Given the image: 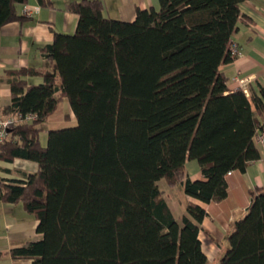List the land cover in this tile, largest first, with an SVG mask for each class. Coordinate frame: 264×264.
I'll return each mask as SVG.
<instances>
[{
  "label": "trees",
  "instance_id": "obj_1",
  "mask_svg": "<svg viewBox=\"0 0 264 264\" xmlns=\"http://www.w3.org/2000/svg\"><path fill=\"white\" fill-rule=\"evenodd\" d=\"M132 21L105 18L100 0H78L74 33H55L40 73L6 69L10 114H33L0 142V160L23 158L37 170L24 182L0 180V200L21 202L41 238L10 248L34 264H206L199 204L227 196L226 174L260 158L253 141L264 124V86L246 95L220 70L245 0H158ZM26 0H0V28ZM50 6V0H38ZM42 80L29 83L27 76ZM67 100L76 125L40 127ZM65 114L64 118H67ZM196 160L204 179L186 174ZM186 197L178 220L165 190ZM234 221L216 264H264V187ZM1 254V253H0Z\"/></svg>",
  "mask_w": 264,
  "mask_h": 264
},
{
  "label": "crops",
  "instance_id": "obj_2",
  "mask_svg": "<svg viewBox=\"0 0 264 264\" xmlns=\"http://www.w3.org/2000/svg\"><path fill=\"white\" fill-rule=\"evenodd\" d=\"M52 5L42 6L38 0H26L17 6L19 19L10 21L0 28V116L10 113L4 108L11 103V89L6 69L20 67L33 68L40 73L51 70L52 63L44 57L41 48L52 42L55 33L72 34L75 31L78 16L71 12L67 5L78 0H50ZM103 6L102 15L105 18L132 21L136 10L148 7L158 8V0H100ZM39 7L31 17L24 15L23 7ZM243 18L238 19L236 30L231 36L238 44L240 56L230 62L223 63L220 70L228 77V88L243 86L250 92L257 93L259 86H264V0H245L240 4ZM29 83L42 80L41 75L26 77ZM57 110V109H56ZM54 114V113H53ZM53 114L51 116H53ZM66 114L69 120L72 111ZM51 116L46 122H49ZM264 116H258L262 122ZM64 121L58 122L55 128L64 127ZM51 125V124H50ZM46 131V130H45ZM260 158L248 164L244 172L238 170L226 174L227 196L221 201L200 203L206 210V215L200 225L199 239L202 250L206 254V264H216L228 246V235L234 221L243 216L250 203L249 190L254 187H264V145H257ZM37 170L34 161L15 158L12 161L0 160V180L24 182L29 174ZM186 174L192 179H204L196 160L185 163ZM181 188V187H180ZM181 192L182 188H181ZM184 194V193H183ZM197 200L183 195L182 201H169L165 196L171 212H180L175 216L178 220L185 213L186 200ZM38 221L28 212L21 202L12 203L0 200V264H34L32 259H16L6 252L15 246H21L26 241L39 240L41 233L36 231Z\"/></svg>",
  "mask_w": 264,
  "mask_h": 264
},
{
  "label": "built area",
  "instance_id": "obj_3",
  "mask_svg": "<svg viewBox=\"0 0 264 264\" xmlns=\"http://www.w3.org/2000/svg\"><path fill=\"white\" fill-rule=\"evenodd\" d=\"M39 10V7H28L27 5H24L23 7V13L24 15L31 17L33 13H36ZM229 49L231 52V55L233 59L239 57L241 54L238 50V44L233 39L230 40ZM240 84L243 86L242 83H244V80L240 79ZM240 86V87H241ZM244 89V92L247 94L246 88L242 87ZM34 118L33 114H26L24 116L18 115V114H9L6 116H0V142L6 137L7 132L10 128L15 126L18 123H25L30 122ZM253 141L256 145H264V124H261L256 131L253 134ZM231 172H228L227 174H230Z\"/></svg>",
  "mask_w": 264,
  "mask_h": 264
},
{
  "label": "rangeland",
  "instance_id": "obj_4",
  "mask_svg": "<svg viewBox=\"0 0 264 264\" xmlns=\"http://www.w3.org/2000/svg\"><path fill=\"white\" fill-rule=\"evenodd\" d=\"M70 111V107L69 104L67 102V100H62L59 105L57 110L54 112L53 116H51L49 122H45L43 123L40 127H42V134L40 135V139L42 144L46 143V134H45V130H48V128H55V126H61V125H55L58 122H65L64 123V127H71V126H75L76 125V119L74 116H72V118H70L69 120H64L63 117L65 116V114ZM51 124V125H50ZM159 185L165 190V196L168 195L169 197V201L173 203H175L174 201H182L183 199V192H181V188L179 185L173 187V188H169L165 185L164 181L161 180L159 182ZM172 207L175 209V216H178V213L180 212L179 210L176 209L175 205H172ZM244 214V213H243ZM240 218V215H239Z\"/></svg>",
  "mask_w": 264,
  "mask_h": 264
},
{
  "label": "water",
  "instance_id": "obj_5",
  "mask_svg": "<svg viewBox=\"0 0 264 264\" xmlns=\"http://www.w3.org/2000/svg\"><path fill=\"white\" fill-rule=\"evenodd\" d=\"M9 130H10V129H9ZM9 130H8V131H9Z\"/></svg>",
  "mask_w": 264,
  "mask_h": 264
}]
</instances>
